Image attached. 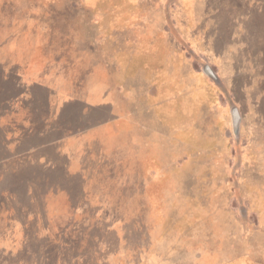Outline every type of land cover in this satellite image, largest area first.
<instances>
[{
    "label": "rangeland",
    "instance_id": "rangeland-1",
    "mask_svg": "<svg viewBox=\"0 0 264 264\" xmlns=\"http://www.w3.org/2000/svg\"><path fill=\"white\" fill-rule=\"evenodd\" d=\"M13 82L1 264H264V0H0Z\"/></svg>",
    "mask_w": 264,
    "mask_h": 264
},
{
    "label": "crops",
    "instance_id": "crops-1",
    "mask_svg": "<svg viewBox=\"0 0 264 264\" xmlns=\"http://www.w3.org/2000/svg\"><path fill=\"white\" fill-rule=\"evenodd\" d=\"M22 81H23V84H24V82H27V84H37V85H34L35 86L34 89L37 87L36 89L38 91H40L39 90V86L40 87H43V84L42 83H39V82H36L35 83V82H31L29 80H27V81L22 80ZM20 86L21 85L18 84V87H20ZM10 99H12V97H10ZM22 100H24V98H23V95L20 94L19 95V101L17 100V104L15 103V107L14 108L11 107V105H8L7 107L10 108V109H4V112H1L0 111V131H2L0 133V135H1V137H3V136L5 137L4 142L3 143L0 142V144H2V145H0V151L1 152H9V153H13V151H14V153L11 154L10 157H7L5 155V159H4L5 161L11 160L10 158H13L14 156L15 157L16 156L19 157V155H16L19 152H20V154L21 153L23 154L22 156H24V154H30V153H36V154H38L39 151L42 150V147H40V146L39 147H37V146L36 147H33V146L32 147H29V141H30V135L29 134L30 133L32 134L34 132V131H30V126L29 125H32L33 123L30 120L31 117L28 115L27 105L25 104V102L23 104L22 103ZM53 105H54V102H53ZM98 106H100V105H98ZM86 111H87V109H86ZM13 114H15L16 117L20 118L19 125L21 126V128H24V130L26 129V132L23 133V131H21L22 136L21 137H18L15 141H11L8 138V141H10L11 143L10 142H7L6 143L7 136L9 134L14 133V132H18V131H15V130L8 131L9 126L13 125L12 121L10 120V118H11V116ZM42 118L44 119V116H42ZM49 122H51V121H49ZM36 124H39V123H36ZM43 125H44V122H43ZM39 128H41V127H39ZM68 129H66V130L68 131ZM39 132H43L44 133L45 132V128L42 127V131L41 130L40 131H37V133H39ZM15 135H18V134H15ZM58 139L54 140L53 142H56ZM69 139L65 140L63 142V144L61 145V147H58V145H57L58 152H61V153H59L60 157L65 156V154L63 153V152H65V150H71V142L74 143L75 141H74L73 138H69ZM16 144H20V145L23 144L24 145V148L23 149H20L18 146H15ZM69 160H71V158H69Z\"/></svg>",
    "mask_w": 264,
    "mask_h": 264
},
{
    "label": "trees",
    "instance_id": "trees-1",
    "mask_svg": "<svg viewBox=\"0 0 264 264\" xmlns=\"http://www.w3.org/2000/svg\"><path fill=\"white\" fill-rule=\"evenodd\" d=\"M21 89L20 88H18V83H16V82H13L12 83V85H10V89H8L7 91L5 90H3V92H5V95L8 97V101H7V104H3L2 103V105H3V108L5 109V106L7 105H11V107H15V103L17 104V100L19 101V91H20ZM12 92V93H11ZM9 93H11L12 94V99H10V96H8L9 95ZM24 100H22V103L24 104ZM29 102H31V99L29 100ZM46 105H48L49 107H52V105H53V102L52 101H48L47 102V104ZM54 107V106H53ZM68 116V114H62V113H60L57 117H56V119H55V121L54 122H49V123H47V122H45V121H47V120H44V125H43V122L41 123L40 121H37L36 120V118L35 117H31V122L33 123V124H35V123H39L40 125H41V128L43 127V128H45V129H47V130H45V131H49V130H54V133H55V137H57V138H59V134H62V132L64 131V130H66V129H68L69 127H70V124H71V121H73L72 119L71 120H67V117ZM51 117V116H50ZM47 118H49L48 116H47ZM48 128H50V129H48ZM32 131V130H31ZM14 132V131H13ZM46 133V132H45ZM19 137V135L14 139V141L17 139ZM24 144V143H23ZM20 145V144H16L15 146H18V147H21V146H24V145ZM39 208V207H38ZM29 208L27 207L26 209H25V211L26 210H28ZM24 211V210H23ZM24 211V212H25ZM12 212H13V208L11 209V210H9V211H7V210H5L4 209V207H2V206H0V213H2V214H5V215H7V216H13V214H12ZM32 215H35V213H33V211H30V210H28V216H32ZM28 218H30V217H28ZM5 224H8V225H12L13 224V219L12 218H7V223H5ZM5 253H6V251H5ZM1 264V263H0Z\"/></svg>",
    "mask_w": 264,
    "mask_h": 264
}]
</instances>
